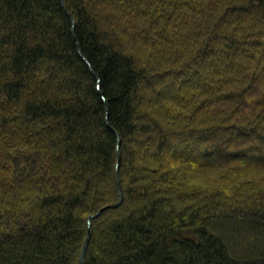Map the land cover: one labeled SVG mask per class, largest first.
<instances>
[{
    "label": "trees",
    "instance_id": "16d2710c",
    "mask_svg": "<svg viewBox=\"0 0 264 264\" xmlns=\"http://www.w3.org/2000/svg\"><path fill=\"white\" fill-rule=\"evenodd\" d=\"M88 230L84 264H264V0H0V264Z\"/></svg>",
    "mask_w": 264,
    "mask_h": 264
},
{
    "label": "water",
    "instance_id": "95a60500",
    "mask_svg": "<svg viewBox=\"0 0 264 264\" xmlns=\"http://www.w3.org/2000/svg\"><path fill=\"white\" fill-rule=\"evenodd\" d=\"M118 167H119V158L117 160V168ZM116 177L118 178V171H116ZM118 191H119V203H120L121 200H122V197H121V190H120L119 184H118ZM99 213H100V211L97 213V215ZM89 240H90V231L88 230L87 235H86V238H85V240L83 242V245H82V248H81L80 254H79V263L80 264H84L85 252L87 250Z\"/></svg>",
    "mask_w": 264,
    "mask_h": 264
}]
</instances>
